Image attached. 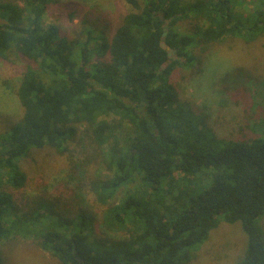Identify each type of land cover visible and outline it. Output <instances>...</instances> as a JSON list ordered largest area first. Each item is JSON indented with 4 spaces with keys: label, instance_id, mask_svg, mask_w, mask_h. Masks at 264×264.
<instances>
[{
    "label": "trees",
    "instance_id": "16d2710c",
    "mask_svg": "<svg viewBox=\"0 0 264 264\" xmlns=\"http://www.w3.org/2000/svg\"><path fill=\"white\" fill-rule=\"evenodd\" d=\"M257 1L245 16L240 0H127L132 11L111 41L87 29L82 43L43 25L62 0H0V59L26 62L17 90L23 117L0 134V247L26 232L61 264H190L224 221L241 223L247 237L237 264H264V116L245 124L254 136L220 131L172 81L178 70L203 67L196 43L264 36ZM193 19L190 30L178 27ZM230 79L248 84L249 76L237 69L221 83ZM83 127L82 162L69 144ZM45 148L69 154L66 182L75 188L19 204L9 190L27 184L20 162Z\"/></svg>",
    "mask_w": 264,
    "mask_h": 264
},
{
    "label": "rangeland",
    "instance_id": "374dc122",
    "mask_svg": "<svg viewBox=\"0 0 264 264\" xmlns=\"http://www.w3.org/2000/svg\"><path fill=\"white\" fill-rule=\"evenodd\" d=\"M12 1L23 7L21 0ZM240 1L243 4H240L239 8L245 16H249L251 11L259 7L257 0ZM62 2L59 7L61 10L54 5L49 7L43 25L47 27L54 24L59 27L62 36L78 39L82 43L87 38V29L94 31L92 37L100 38L104 35L111 41L118 26L132 11L127 0H62ZM196 24L193 19L180 23L178 27L190 30ZM196 44L191 51L203 57V67L192 72L178 70L174 75L175 79L172 80L179 87L181 98L199 108L206 106L214 127L220 131L235 130L239 136L245 134L254 136L245 124L253 123L264 116V36L254 43H245L240 39L228 37L222 41H202ZM25 65V60L14 54H10L7 59H0V134L8 131L23 117L24 111L19 103L17 90ZM237 69H243L252 82L249 83L248 80L247 84L246 81L239 80L234 83L230 79L229 83L223 85L221 81L225 74ZM220 103L225 104L226 108L220 107ZM99 120L110 118L101 116ZM85 129L79 128V136L69 144V151L76 161L83 162L85 157L78 141L85 136ZM98 153L101 162V151L98 150ZM68 155V153L60 155L54 149L45 148L33 151L22 160L20 166L27 177V184L20 191L9 190L14 200L19 204L20 201L26 204L42 198L55 199L60 195L58 190L63 187L75 188V182L68 185L66 182L72 171ZM101 174H105L104 167ZM123 195L124 192L120 193L118 198ZM87 198L89 207L100 215L103 208L94 203L89 196ZM65 207L72 208L73 204L67 203ZM258 227L264 237V215L258 220ZM26 235L29 236V233L23 232L18 237L13 234L14 237L2 243L0 252L5 264H61L40 246L33 235L25 238ZM246 246L247 237L241 223L229 224L222 221L210 232L208 239L196 252L195 260L193 259L190 264H237L243 257Z\"/></svg>",
    "mask_w": 264,
    "mask_h": 264
},
{
    "label": "water",
    "instance_id": "95a60500",
    "mask_svg": "<svg viewBox=\"0 0 264 264\" xmlns=\"http://www.w3.org/2000/svg\"><path fill=\"white\" fill-rule=\"evenodd\" d=\"M162 40H164V38ZM162 46H163V48H165V49L169 50V52H171L169 47L165 43H162Z\"/></svg>",
    "mask_w": 264,
    "mask_h": 264
}]
</instances>
